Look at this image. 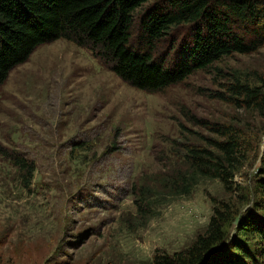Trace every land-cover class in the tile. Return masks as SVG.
Listing matches in <instances>:
<instances>
[{"label": "rangeland", "instance_id": "rangeland-1", "mask_svg": "<svg viewBox=\"0 0 264 264\" xmlns=\"http://www.w3.org/2000/svg\"><path fill=\"white\" fill-rule=\"evenodd\" d=\"M255 72L264 74V48L147 93L70 41L37 48L0 86V264H153L158 250L190 246L207 229L212 199H228L219 180L162 206L145 226L134 191L158 175L181 123L208 135L186 115L237 127L251 140L235 180L254 190L264 116L211 93L232 75ZM15 152L35 163L29 188Z\"/></svg>", "mask_w": 264, "mask_h": 264}, {"label": "trees", "instance_id": "trees-1", "mask_svg": "<svg viewBox=\"0 0 264 264\" xmlns=\"http://www.w3.org/2000/svg\"><path fill=\"white\" fill-rule=\"evenodd\" d=\"M60 39L88 49L133 88L159 93L225 57L264 48V0H0V86L37 48ZM223 89L211 97L264 116V74L232 75ZM186 119L208 135L180 124L158 175L134 191L141 225L207 180H219L228 199H212L207 229L190 246L158 250L153 264H264V154L254 190L245 189L235 179L251 140L234 126ZM12 159L29 188L35 163L16 152Z\"/></svg>", "mask_w": 264, "mask_h": 264}]
</instances>
